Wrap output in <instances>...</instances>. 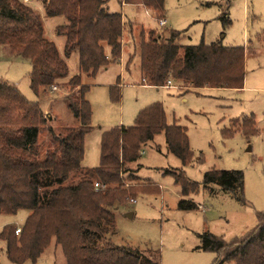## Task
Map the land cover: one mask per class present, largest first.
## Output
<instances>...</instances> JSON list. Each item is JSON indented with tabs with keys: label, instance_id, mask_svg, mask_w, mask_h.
<instances>
[{
	"label": "trees",
	"instance_id": "obj_1",
	"mask_svg": "<svg viewBox=\"0 0 264 264\" xmlns=\"http://www.w3.org/2000/svg\"><path fill=\"white\" fill-rule=\"evenodd\" d=\"M106 2L41 0L45 17H63L54 28L63 37L60 54L31 6L21 0H0V45L29 61V85L38 96L28 100L15 85L0 79V213L28 211L18 233L9 224L0 230L6 256L15 264H35L52 240L61 248L66 264H158L155 257L137 248L113 244L109 229L114 228L117 204L149 186L137 183L136 169L132 172L128 167L139 158L143 144L163 132L168 150L183 165L190 161L185 127L167 123L163 105L153 102L137 112L131 125L102 133L98 166L82 165L84 138L92 128L89 84L82 78L117 62L122 51L125 22L120 13L107 10ZM140 2L158 13L162 10V0ZM183 32L169 29L163 38L162 32L154 35L151 30L147 39L141 38L139 65L145 84L160 87L172 79L193 90L240 86L243 46L221 41L182 45ZM73 56L78 72L72 75L67 61ZM56 89L65 90L61 101L71 121L53 126V118L42 108L41 94ZM110 94L118 99L116 85L110 87ZM231 126L246 136L257 133L252 117L233 120ZM165 173L174 175L181 196L198 190V183L182 169ZM201 183L245 203L239 169H209ZM178 207L190 209L196 204L181 198ZM198 237L196 249L215 252V262L264 264V212H257L255 227L229 241L209 231Z\"/></svg>",
	"mask_w": 264,
	"mask_h": 264
},
{
	"label": "rangeland",
	"instance_id": "obj_2",
	"mask_svg": "<svg viewBox=\"0 0 264 264\" xmlns=\"http://www.w3.org/2000/svg\"><path fill=\"white\" fill-rule=\"evenodd\" d=\"M162 3L158 13L140 0L106 2L107 10L120 13L125 22L122 51L120 63L118 60L109 64L93 78H82L90 84L87 98L92 111V128L84 138L82 165L98 166L104 131L131 125L141 108L160 102L167 123L185 127L192 157L183 165L168 150L163 132L141 146L139 158L130 166L136 168L135 172L132 168L131 171L139 177L137 183L148 182L149 186L117 204L113 210L114 228L109 229L110 241L137 248L155 257L158 264H234L215 262V252L196 249V246L198 234L204 231L222 236L226 241L242 236L257 224V212H264V0H162ZM26 4L41 16L45 36L62 54L63 37L56 35L54 28L64 21L63 17H45L41 0ZM161 16L166 20L164 27L157 21ZM169 29L184 30L179 37L182 45L221 41L223 45L243 46L244 73L240 86L193 90L172 79L170 88L144 85L139 71L140 40L147 39L151 30L154 35L162 32L165 38ZM106 51L109 53L108 48ZM129 56L132 58L126 67ZM68 65L72 74L77 66L74 56ZM30 67L27 59L0 45V79L15 85L22 95L34 101L38 96L29 85ZM114 85L119 90L117 100L110 94V87ZM64 94L63 89L41 94L42 108L53 118L50 121L53 126L71 121L61 101ZM243 117L254 119L257 133L246 136L232 128V121ZM180 169L198 183V190L184 197L174 175L165 173V170ZM209 169L241 170L245 203L240 204L216 186L204 188L203 174ZM181 198L191 200L196 207L179 208ZM127 212H132L130 218L125 216ZM27 213L25 209L15 214L0 213V230L7 224L20 228ZM0 264H15L7 258L2 240ZM35 264L66 262L61 248L52 240Z\"/></svg>",
	"mask_w": 264,
	"mask_h": 264
},
{
	"label": "crops",
	"instance_id": "obj_3",
	"mask_svg": "<svg viewBox=\"0 0 264 264\" xmlns=\"http://www.w3.org/2000/svg\"><path fill=\"white\" fill-rule=\"evenodd\" d=\"M165 19V18H164ZM131 58H132V56H129L128 57V59H127V61H126V67L128 66V64H129V62L131 61ZM67 63H68V61H67ZM74 63H77V58H76V56H74ZM117 63H120V59H119V62H117ZM103 69H106V67L105 68H103ZM99 71V70H98ZM139 71H140V78H141V81L143 80L142 79V74H141V70H140V65H139ZM78 72V70H77V66H76V69H75V71L72 73V75L73 74H75V73H77ZM96 75V74H95ZM85 78H87V79H90V78H93V77H87V76H84ZM83 82H84V80H83ZM142 83L144 84V85H147V84H145L143 81H142ZM87 84H89V83H87ZM172 82H171V85L170 86H166V85H164L165 87H168V88H170L171 86H172ZM89 86H90V84H89ZM207 90V89H210V88H208V87H205V88H202L201 90ZM88 99V98H87ZM67 111V110H66ZM67 117H68V119L70 118L71 119V115H69V113L66 115ZM68 121H70V120H68ZM131 164H134V162L133 163H129L128 164V167H130V168H132V169H136L135 168V166L134 167H132V166H130ZM135 165V164H134ZM134 174H136V173H134ZM187 199V198H186Z\"/></svg>",
	"mask_w": 264,
	"mask_h": 264
},
{
	"label": "built area",
	"instance_id": "obj_4",
	"mask_svg": "<svg viewBox=\"0 0 264 264\" xmlns=\"http://www.w3.org/2000/svg\"><path fill=\"white\" fill-rule=\"evenodd\" d=\"M23 3H28L30 0H21ZM159 26L164 27L166 25V20L163 17H160L157 19ZM171 85V80H167L166 86ZM97 186V184H95ZM131 202H135V199H131ZM20 231V228L17 227L15 232L18 233Z\"/></svg>",
	"mask_w": 264,
	"mask_h": 264
},
{
	"label": "water",
	"instance_id": "obj_5",
	"mask_svg": "<svg viewBox=\"0 0 264 264\" xmlns=\"http://www.w3.org/2000/svg\"><path fill=\"white\" fill-rule=\"evenodd\" d=\"M125 216H127V217H131L132 216V212H127V213H125Z\"/></svg>",
	"mask_w": 264,
	"mask_h": 264
}]
</instances>
